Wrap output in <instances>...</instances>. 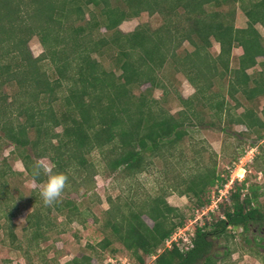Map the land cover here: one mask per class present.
<instances>
[{"label": "trees", "instance_id": "16d2710c", "mask_svg": "<svg viewBox=\"0 0 264 264\" xmlns=\"http://www.w3.org/2000/svg\"><path fill=\"white\" fill-rule=\"evenodd\" d=\"M234 7L245 18L242 28L233 26ZM141 13L157 15L160 25L119 30L122 22ZM32 37L42 50L37 57L27 46ZM212 42L218 46L214 56L209 53ZM184 44L187 48H182ZM235 48L240 54L232 67ZM105 60L111 69L102 65ZM256 65L258 70L248 73ZM166 69L179 73L193 89L185 99L176 96L181 109L174 115L160 106L170 87L163 81ZM215 82L223 83L222 92L212 91ZM142 86L147 88L132 93ZM156 89L158 100L151 96ZM237 95L250 104L262 98V107L259 111L243 107ZM197 105L206 106L219 122L243 126L245 134L264 139V0H0V148H11L8 156L17 157L28 179L32 165L46 158L55 166L53 172L67 175L72 184L93 185L97 171L88 159L93 151L109 174L121 178L139 174L150 158L162 156L182 140L186 126L202 124ZM238 108L241 111L233 113ZM5 161L6 157L0 159L1 210L9 202L5 178L15 174ZM217 180L225 181L214 165L203 167L181 178L184 187L176 192L189 195L200 208L208 204L205 194ZM257 190L244 188V181L233 185L228 202L217 205L220 216L193 228L190 248L180 251L172 244L155 256L153 264H223L231 250L225 244L220 256L211 253L214 238L232 241L230 231L239 229L245 236L252 228L264 235V210L257 201L264 198V190ZM108 204L105 225L137 264L183 223L182 214L164 196L130 207L109 200ZM63 208L69 213L76 210L68 200L53 205L57 213ZM0 216L5 221L0 230L13 242L10 214ZM42 219L36 209L25 217L32 240L44 239ZM108 245L102 239L98 246ZM256 247L264 253V236ZM252 255L264 264V255L255 249ZM66 264H90V259L81 256Z\"/></svg>", "mask_w": 264, "mask_h": 264}, {"label": "rangeland", "instance_id": "374dc122", "mask_svg": "<svg viewBox=\"0 0 264 264\" xmlns=\"http://www.w3.org/2000/svg\"><path fill=\"white\" fill-rule=\"evenodd\" d=\"M141 24L154 29L160 25V19L157 15L149 16L141 13L136 18L122 22L118 28L122 33H127ZM233 26L236 28L245 26V18L236 7H234ZM255 28L262 34L259 26ZM27 46L33 57H37L42 51L35 37L29 39ZM182 48L187 47L184 44ZM217 52L218 46L212 42L209 53L214 56ZM239 54L240 50L237 48L231 51L230 65L232 67L235 66V57ZM41 64L43 69L51 74L46 62ZM102 65L106 69L112 68L107 60L102 61ZM256 70H258L257 65L248 70V73ZM163 75L164 83L167 80L168 83L170 82V87L167 85L169 92L160 106L174 115L181 109L176 96L179 95L185 99L193 93V89L179 73L171 74L170 70L166 69ZM145 88L147 86L133 89L132 93L137 95ZM4 90L7 91L6 88ZM218 90L223 91V83H214L212 91L216 93ZM151 96L158 100L160 90H152ZM236 98L243 107H251L257 111L262 107V98L251 104L244 102L238 95ZM226 101L230 107L233 105L230 100L226 99ZM199 106H196V110L203 121L202 124L186 126V135L182 140L167 153L164 152L162 156L150 158L145 170L139 174L124 178H121L118 173L109 174L100 162L98 153L91 152L88 159L97 171V175L92 179L93 185L76 186L68 181L60 198V201L68 200L75 206L76 210L70 213L65 208L61 213H57L53 206L45 207L32 181L26 177L17 157L8 156L11 148L2 145L0 159L6 157V167L15 174L5 178V195L9 202L5 210H1L0 207V215L2 212L5 215L10 214L8 224L13 226L12 232L15 240L10 242L0 230V264H66L71 259H79L81 256L89 257L90 264H107L111 254H114L120 262L126 260L127 264H137L130 253L113 239L109 227L105 225L108 219L105 212L109 207L108 200L113 204L130 207L147 198L164 196L166 203L178 209L182 214L183 223L179 228L185 229L184 234L188 235L194 227H199L206 221L209 222L220 216V209L217 205L223 207L228 202V191L233 185L237 186L244 181V188L256 186L258 192L263 191L264 139L257 140L253 134H245L246 130L243 126L230 125L222 120L219 122L210 116L211 112L206 106L202 108ZM240 111L241 108H238L233 110V113ZM208 122L213 123L212 127L208 126ZM213 165L215 173L225 181L220 183L217 180L207 190L205 197L208 199V204L206 206L198 208L189 195L179 196L177 194L176 191L184 187L179 181L181 178H187L198 169ZM225 190L227 193L224 192ZM242 193H246V190L244 189ZM211 197L214 198L213 202L217 199L216 208L210 204ZM257 201L264 210L263 196H259ZM210 205L211 210L209 208L204 210ZM34 209L43 218V240H32L30 230L26 226L25 217ZM141 219L148 227L152 225L145 216ZM3 222L5 221L0 216V224ZM230 233L234 236L232 241H226L222 237L212 240L211 253L220 256L226 244L231 250V255L223 264H261L257 256H253L252 253L255 249L260 257L264 255L262 249L256 247L259 237L264 236L263 233H258L256 228H252L245 236L239 234V229L230 231ZM245 238L249 241L248 243L244 242ZM102 239L109 241L107 248L101 249L98 246ZM162 247L163 244L157 249H162ZM109 250L113 252L109 253ZM142 259V264L150 263L148 256H142Z\"/></svg>", "mask_w": 264, "mask_h": 264}, {"label": "clouds", "instance_id": "9594fccd", "mask_svg": "<svg viewBox=\"0 0 264 264\" xmlns=\"http://www.w3.org/2000/svg\"><path fill=\"white\" fill-rule=\"evenodd\" d=\"M54 165L46 159L37 160L31 169L32 185L45 207H51L60 202V198L68 184V176L54 173ZM45 179L41 180V177Z\"/></svg>", "mask_w": 264, "mask_h": 264}, {"label": "built area", "instance_id": "2783aa9c", "mask_svg": "<svg viewBox=\"0 0 264 264\" xmlns=\"http://www.w3.org/2000/svg\"><path fill=\"white\" fill-rule=\"evenodd\" d=\"M225 186L226 185H224V187ZM224 192L227 193V190H225ZM213 201L214 198L211 197L210 204H212L213 208H216L215 203L217 202V199H215V202ZM210 207L211 205L204 208V210H207V208L210 209ZM184 230L185 229L183 228H177L176 231H174L166 240H164L162 249H157L154 254L148 256L150 260L149 264H153L155 256L159 254L163 249L169 248L172 244H174L180 251L190 248L191 247L190 237L192 236V231L187 235L184 234ZM108 262L109 263L107 264H127L126 260H124V262H120L115 256H110V258H108Z\"/></svg>", "mask_w": 264, "mask_h": 264}, {"label": "bare ground", "instance_id": "6f19581e", "mask_svg": "<svg viewBox=\"0 0 264 264\" xmlns=\"http://www.w3.org/2000/svg\"><path fill=\"white\" fill-rule=\"evenodd\" d=\"M238 177H240V176H238Z\"/></svg>", "mask_w": 264, "mask_h": 264}]
</instances>
